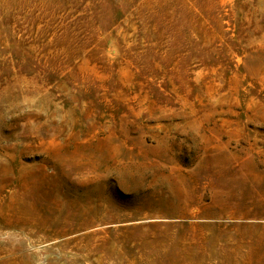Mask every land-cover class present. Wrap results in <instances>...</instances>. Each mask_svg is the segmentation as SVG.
<instances>
[{"label": "rangeland", "instance_id": "obj_1", "mask_svg": "<svg viewBox=\"0 0 264 264\" xmlns=\"http://www.w3.org/2000/svg\"><path fill=\"white\" fill-rule=\"evenodd\" d=\"M0 264H264V0H0Z\"/></svg>", "mask_w": 264, "mask_h": 264}]
</instances>
